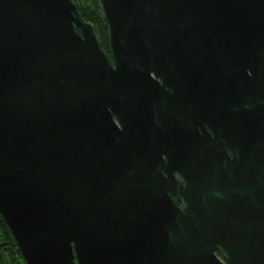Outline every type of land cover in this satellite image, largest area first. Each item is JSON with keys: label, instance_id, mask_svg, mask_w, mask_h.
Segmentation results:
<instances>
[{"label": "water", "instance_id": "1", "mask_svg": "<svg viewBox=\"0 0 264 264\" xmlns=\"http://www.w3.org/2000/svg\"><path fill=\"white\" fill-rule=\"evenodd\" d=\"M96 2L108 53L72 0H0L21 261L264 264V0Z\"/></svg>", "mask_w": 264, "mask_h": 264}, {"label": "trees", "instance_id": "2", "mask_svg": "<svg viewBox=\"0 0 264 264\" xmlns=\"http://www.w3.org/2000/svg\"><path fill=\"white\" fill-rule=\"evenodd\" d=\"M82 17L94 24L99 41L108 53L107 29L96 0H72ZM0 264H23L15 241L0 216Z\"/></svg>", "mask_w": 264, "mask_h": 264}, {"label": "flooded vegetation", "instance_id": "3", "mask_svg": "<svg viewBox=\"0 0 264 264\" xmlns=\"http://www.w3.org/2000/svg\"><path fill=\"white\" fill-rule=\"evenodd\" d=\"M206 130L209 132L208 129H206ZM163 158H165V157L163 156ZM138 159H139V160H142V156H141L140 154H139V156H138ZM174 175H175V177H176V178L182 183L183 179L181 178V176H180L179 174H177V173H175ZM218 256L220 257V256H221V253H219Z\"/></svg>", "mask_w": 264, "mask_h": 264}]
</instances>
